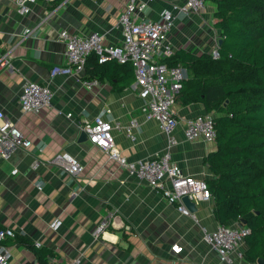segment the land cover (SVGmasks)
Segmentation results:
<instances>
[{
    "label": "crops",
    "instance_id": "1",
    "mask_svg": "<svg viewBox=\"0 0 264 264\" xmlns=\"http://www.w3.org/2000/svg\"><path fill=\"white\" fill-rule=\"evenodd\" d=\"M126 1L36 0L22 15L14 0H0V53L10 50L8 64L0 67V120H11L31 141L8 158L0 157V229L10 227L52 251L48 264H224L202 239L203 229L219 225L213 216V199H197L193 217L183 215L158 190L130 176L104 151L87 139L79 140L83 122L100 115L122 127L136 121L134 140L123 128L112 131L115 146L128 160H143L165 150L158 122L144 116L145 101L134 74L128 77L112 67L102 79L87 75L86 69L79 79L50 75L54 65H65L64 44L57 38L61 31L77 35L97 31L102 45L120 43L118 21ZM170 3H150L143 14L157 19ZM209 7L212 17L214 7ZM197 14L175 22L169 35L175 50L200 53L212 47V35L194 37L202 21ZM192 23L197 29L193 32L188 31ZM92 78L99 85L84 88L80 80ZM25 80L47 85L53 93L50 105L38 113L20 111L18 96ZM173 111L180 122L172 160L184 174L204 180L212 177L203 158L216 149L215 142L187 141L183 136L184 119L205 113L203 105L176 102ZM62 151L83 164L77 177L48 163ZM34 162L37 165L32 167ZM102 221L109 225L96 237L94 231ZM53 223L57 225L51 227ZM2 244L10 251L9 264H40L35 251L15 237ZM174 244L182 247L180 253L171 250ZM75 259L79 262L73 263ZM234 261L250 264L244 259Z\"/></svg>",
    "mask_w": 264,
    "mask_h": 264
},
{
    "label": "built area",
    "instance_id": "2",
    "mask_svg": "<svg viewBox=\"0 0 264 264\" xmlns=\"http://www.w3.org/2000/svg\"><path fill=\"white\" fill-rule=\"evenodd\" d=\"M35 1L14 0L16 11L22 15L28 13ZM155 1L159 0L126 1L125 10L118 21L122 39L114 46L102 45V36L97 31L86 35L61 31L57 38L64 44L65 65H54L50 75L62 74L76 76L79 79L92 52L97 55L98 63L109 60H115L120 64L130 63L135 83L139 88V96L145 101L144 116L148 120L158 122L160 131L166 139L165 150L159 155L138 161H130L123 156L115 146L112 131L123 128L126 135L134 140L133 128L137 127L136 121L122 127L117 121L105 120L97 115L85 120L82 130L90 144L104 151L109 159L124 168L130 176L158 190L181 214L193 217V213L184 206L181 198L187 196L195 203L197 199L212 200L213 196L204 179L184 174L179 165L172 160V149L178 143L175 131L180 122L173 111V106L183 81L187 78V70L180 64H169L163 59L171 57L175 51L169 36L175 22L202 12L205 9V1L170 0V6L162 8L157 19H148L143 13L148 5ZM30 32V29L25 30L26 34ZM218 48L216 39L209 50L212 59L220 57ZM9 54L10 50L0 53V67L8 64ZM80 82L88 90L99 85L97 78L82 79ZM52 96L53 93L47 85L25 80L18 96L20 111L38 113L50 105ZM182 125L183 136L187 141L215 142L216 131L210 113L187 117ZM30 145L31 141L22 135L11 120H0V157L8 158L15 150ZM48 163L72 177H77L84 168L82 163L65 151L56 153ZM36 165L34 162L32 167ZM238 224L237 221L230 225L219 224L214 230H202L203 241L218 255L221 263L234 264V259H244L242 245L250 229L246 225ZM56 225L57 223H53L51 227ZM108 225L107 221H102L95 229L94 236L97 237ZM15 234L10 227L0 229V264H9L10 259V251L2 241L9 237L13 238ZM36 245L40 246L39 243ZM171 250L180 253L182 247L174 244ZM78 262V259L73 261Z\"/></svg>",
    "mask_w": 264,
    "mask_h": 264
},
{
    "label": "trees",
    "instance_id": "3",
    "mask_svg": "<svg viewBox=\"0 0 264 264\" xmlns=\"http://www.w3.org/2000/svg\"><path fill=\"white\" fill-rule=\"evenodd\" d=\"M204 1L214 7L220 57L179 48L163 61L190 72L176 102L201 103L212 115L216 149L203 162L213 174L205 179L214 200L213 216L222 225L244 222L250 229L244 260L256 264L264 259V0ZM112 67L128 77L133 73L130 63H98L93 52L85 64L86 74L100 79ZM14 237L35 251L40 264H48L52 251L23 235Z\"/></svg>",
    "mask_w": 264,
    "mask_h": 264
},
{
    "label": "rangeland",
    "instance_id": "4",
    "mask_svg": "<svg viewBox=\"0 0 264 264\" xmlns=\"http://www.w3.org/2000/svg\"><path fill=\"white\" fill-rule=\"evenodd\" d=\"M209 6L210 4L205 3V9L203 10V12L197 14V16L202 17V21L199 23L200 32L197 31V33H195L196 36L194 35L193 36L197 37L198 33L203 34L204 38H207L208 35L209 36L212 35V43L214 44V40L216 39V37H218V32L217 30L213 28V25H212L213 17H211V8ZM193 26L194 25L192 23V26L189 27L188 31H191V32L196 31L197 29H193Z\"/></svg>",
    "mask_w": 264,
    "mask_h": 264
},
{
    "label": "water",
    "instance_id": "5",
    "mask_svg": "<svg viewBox=\"0 0 264 264\" xmlns=\"http://www.w3.org/2000/svg\"><path fill=\"white\" fill-rule=\"evenodd\" d=\"M221 43H222V38H219L218 39V46H220ZM85 139H87V136H86V133L83 131L81 133V135H80L79 140H85ZM181 200H182L184 206L189 210V212H191V213L196 212L195 203L193 201L189 200V198L187 196H183L181 198ZM238 225L239 226H242V225H244V222L243 221H240ZM256 264H264V259L261 258V257L258 258L257 261H256Z\"/></svg>",
    "mask_w": 264,
    "mask_h": 264
}]
</instances>
